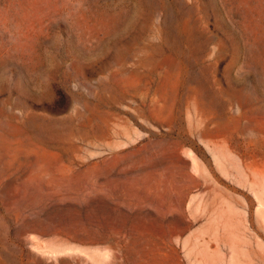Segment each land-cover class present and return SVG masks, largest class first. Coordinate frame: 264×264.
I'll use <instances>...</instances> for the list:
<instances>
[{
  "label": "rangeland",
  "instance_id": "374dc122",
  "mask_svg": "<svg viewBox=\"0 0 264 264\" xmlns=\"http://www.w3.org/2000/svg\"><path fill=\"white\" fill-rule=\"evenodd\" d=\"M0 264H264V0H0Z\"/></svg>",
  "mask_w": 264,
  "mask_h": 264
}]
</instances>
